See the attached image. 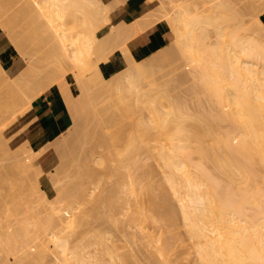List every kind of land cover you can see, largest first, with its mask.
<instances>
[{
  "label": "rangeland",
  "instance_id": "1",
  "mask_svg": "<svg viewBox=\"0 0 264 264\" xmlns=\"http://www.w3.org/2000/svg\"><path fill=\"white\" fill-rule=\"evenodd\" d=\"M26 1L28 3H25ZM149 1H152L153 4L151 10L143 14L141 17L129 22L128 24L126 23L111 24L110 20L109 22L107 21L108 22L107 23L104 19V16H101L100 18L101 20L99 19L97 21V23L101 24V28H99L96 32L98 39L95 40L94 43L92 44L94 48L101 47V59L97 62L94 63L92 62L91 68H89L90 69L89 70L87 69L88 66L85 67L83 65L77 67L72 63L71 60L64 57V55L62 54L63 52L60 49L61 46L58 45L60 43L54 37L48 19H46V16L41 15L36 9H34L33 3L30 2V0H21V1L0 0V4H1L0 33L1 35L5 36L3 43H6L2 46L3 49H5L4 52H1L0 49V220L2 219L1 222L3 223L4 219H6L4 218L6 215L8 219H6L7 221H5L4 224L8 223L9 225H11L12 228L8 224L6 226L10 227L11 230L16 229V232L18 230L17 229L18 225L19 226L22 225V227L25 226L26 230L28 229V232L31 231L32 227L38 228V226H42L41 224H43L44 226L46 225L45 226L46 230H44L46 236L44 237L47 238V243L42 248L43 250H40V256L39 257L30 256V258L28 257V260L25 259V261L23 262L16 261V258H18L16 257L17 256L16 251H19L18 248H20V246L15 247V249H18L16 251L13 248H11L16 252L13 255H11V253L9 255V253L5 251L7 249V251L10 252L9 248L11 246L8 248L5 247L6 249L2 248L4 251L0 250V264H28V263L29 264H63L61 255L59 253L60 247L58 245L61 241L64 240L67 242L69 246V251H71L70 260L72 264H83V263L85 264V262H87L86 259H89V264H100V263L122 264V262L123 263L125 262L126 264V261L123 260L126 257H127L126 258L127 264H160L158 259L161 260L162 256L161 257L158 256L159 258H157L156 256L158 254L157 252L154 251L153 247H152L153 250L149 248V250H151L150 252L146 246L147 243L145 242V240L147 239L145 237H142L143 234H140V232L138 233V230L136 228L130 227L132 225L128 226L129 223L127 222H129V218L131 214L130 212H132V210L135 209V207L133 206L135 202H136L135 205L139 203V206L142 205L144 206L143 208L145 209L144 210L145 212L143 211V213L146 214L145 219L146 218L148 219L146 221L147 222L146 226H148L147 228L149 229L148 231L153 234L152 236L157 237L156 239L158 240L160 239L158 238V236L162 234L161 237L163 238L161 240L166 241L167 245L170 248L173 247L174 251L171 249L169 254H171V251L172 253L173 252L174 253L171 255L168 254L171 258L172 261L171 263L200 264L199 260H198L199 263H197L198 257L196 256L195 253L196 250L193 251L194 247L192 245L193 243H191L192 239H189L190 237H188L187 235L188 232L186 231V225L184 223L185 219L183 213H181L182 212L181 205L179 204L180 202L178 200L179 196L173 193L174 192L172 190L173 186L171 188L170 187L171 184L169 185L167 181L166 182L164 181L167 179V178L165 179L164 176L168 172V170L166 169H169V167L168 168L163 167L162 163L164 162L163 160L160 161L161 157H159L160 160H158V156H155V154H153L163 151L164 149L163 147H162L163 149L160 150L161 144L162 145L165 144L166 146L170 144L168 148L171 152V148H173V144L169 139L168 135L165 136L163 135L164 136L163 137L162 135H159V133L157 134V136L156 134L150 133L153 134V136L151 135L153 141L149 140V136H147L143 140L139 139L135 141L133 147L136 146L137 148L136 147L135 148L137 149V151H135V149H132L131 148L132 146H129L130 150L127 149L128 148L127 144L129 142L130 134L132 133L131 134L132 136L133 134H135L132 120H135L136 118L140 119L138 118V116L140 117L142 116L145 120L147 119L152 120L154 116L152 112L153 108L147 107L144 103H142L143 102L142 100L137 101L133 95H130L125 99H121L118 96V94L117 96L111 95V92L114 88V83L117 79H119L118 81L122 82L123 84L127 83L126 82L127 72H120L124 68L123 67L122 69H119L116 72L108 74L103 70V61L107 60L110 54H112L115 49H118L119 52L125 50L124 48L129 49V47L126 44V41L129 39L131 35L136 34L142 29L159 21L168 22L170 27V15L173 9H175L174 7H176L177 4H178L177 7L179 8L188 5L192 11L191 15H196L198 14L199 10L196 12L197 8L195 4L200 5L201 7L199 6L200 7L199 9L202 8L201 10H203L202 7L203 5L205 7L204 8L205 11H208L206 9L211 10V8H213L212 5L213 2L215 3V1L218 0L215 1L204 0V2L205 1L210 2V3L205 2L204 4L202 3L203 0H149ZM221 1H225L228 3L230 1L231 4H233L234 6L231 5L230 3L229 4L225 3V5L228 4L226 6L227 7L229 6L228 7L229 9L230 8L232 9L233 6L235 10H238L236 12L238 13L240 12L241 14V16L240 14L239 15L237 14L238 15L237 18L239 19V17H241L240 20L242 22V23L240 22L241 27L240 28L238 27V32L236 30L237 28L233 26L237 22L230 25V27L225 28V32H229L231 28H235L236 31H234L235 32L234 34H236L237 32L238 36H240L241 34L243 36L245 34L246 35L248 34L249 35L248 39L249 38L251 39L252 36L254 37L255 35H258L262 37L261 39L263 40L264 32L261 31L262 29L259 27V25L264 26V2H263L264 0H229V1L221 0ZM21 4L23 5L24 8L25 7L26 8L25 9L22 8ZM208 5H212V6L208 8L207 7ZM106 6L108 5L106 4ZM194 6L196 10H194ZM27 8H29L30 11L28 10L27 12L22 11V10H26ZM205 11L203 13L199 11L198 15L201 14L204 15ZM211 12L212 15H214L215 9L214 12L213 9ZM211 12L209 13L206 12V13L211 15ZM19 15L21 17H19ZM68 18L69 19H66L65 27L68 33V37L70 38L74 35H78L81 32L82 25L80 24V20L82 17H80V15L77 14L76 17L70 16ZM237 18L235 20H231L230 22L232 23V21H236ZM4 22H6L5 23L6 25L4 24ZM207 27H206L207 31H205V33H207V38H205L207 42L209 41V43L210 42L213 43L214 41L219 40V42L221 41L223 43V41L228 38L227 35H223L218 39L215 35L216 32L213 29L214 27H211L209 25H207ZM174 38H175V34H174ZM244 38L240 39L239 37L240 40H244ZM65 42L69 44L68 40L66 39ZM167 45L171 49V54L169 56H167V54L163 53L160 50L150 55L149 58H146L148 64L151 65L158 64L157 66L160 67L159 68L157 67L158 69L156 68V71L152 73L151 76L147 77V79L145 78V80L141 82L142 84H141L140 92H146V90L149 89L153 92V90L155 89L153 93L154 95L157 93L156 96H158L161 87L167 85V87H165L166 89H168L166 92L171 93L170 94L171 96L172 95L174 96L176 94L175 96H177L180 99V101L183 102V103L179 102L180 106L182 107L181 104H184L186 106V110H185L186 112L189 111V113H192L193 115L194 114L197 116L201 115L202 117L203 115H205L204 117L207 118L209 116L210 118H212L211 116L219 114L222 111L221 107L223 106L220 107L221 111L218 112V105L216 104L217 105L216 107L215 104H213L207 98L208 96L206 91H204L206 93L205 95L202 91L201 92L199 91L202 89L199 90L195 89V86L196 85L198 86V84L200 83H198L197 80V76H196L197 71L194 64L188 61V59L178 49L177 45L173 41H171ZM54 46L56 47L54 48ZM57 49L58 51H55ZM3 54L8 55V58L9 57L13 58L17 56L15 58L16 59L15 62L17 64L15 68L16 69L15 72L9 71L6 64L3 63L2 61ZM90 71L91 73L93 72L96 73L93 75L98 74L97 78H99L103 83V84L101 83L103 89H101L100 87L101 94L98 95L96 90L90 89V93L94 94V98L88 100L83 96H81V93L83 91L81 86L83 84V81H85L83 79H86L85 78L86 76L87 78L88 76H90L88 75L90 74ZM92 78H96V77H92ZM99 79L95 85H99L98 84L100 82ZM148 79L149 81L147 82L149 85H151L150 83L154 84L151 87H149L147 82L145 83V81ZM48 88H52L54 91L58 92L62 96L67 108L69 109L72 115L73 124L65 134L54 135L50 133L49 138L48 140L45 141V143L36 144V145L29 144L28 142L23 141L24 127L23 125L22 126L20 125L19 117L23 115L31 107V101L33 100V98L38 96ZM165 88H163V90H165ZM152 92H150L151 95L153 97H156L152 94ZM167 104L168 103L166 98L163 100V98L157 97L156 105L158 106V108H161L162 110L168 109L167 107H169V105ZM225 109L227 108L224 107L223 110L225 111ZM114 112H117V142L113 145L108 144V145L99 146L100 145V143L98 142L99 135L106 134L110 130V128L106 129L103 126L104 121ZM133 114L135 115L133 116ZM187 116L190 117L191 115L189 114ZM193 118L195 117H191L192 120H195ZM185 119H188V117ZM191 119H188L190 126L188 121H184L187 122L185 123V125L188 124L186 126L189 127V129L190 127L191 129H193L192 127L194 126L191 125L194 124L190 122L192 121ZM220 120L221 119H219V121ZM212 121H208V122L211 123ZM214 121L217 122L215 118ZM227 122L229 123L227 124ZM227 122H221V123L217 122V124L219 123L218 126H220L221 124L220 128L222 130H225L231 125L229 120ZM202 123L204 124V121ZM212 123L213 125L216 124V123L214 124V122ZM130 125L133 126L132 129H130V127H132ZM153 127H151L150 124L148 125L149 132L155 130L154 133H157L156 132L157 128L155 129V126ZM124 131L126 134H124ZM161 132H160L161 134H164L162 130ZM167 138L169 143H166L168 142L166 141ZM122 139L124 143L122 142ZM149 141L150 144H152L154 148L156 147L157 150L151 149L150 144L149 146H147ZM157 141L159 143H157ZM154 142H156L157 144ZM142 146H145V148ZM157 146L160 148L159 149L160 151H158ZM49 147L51 148V150L48 153V161L43 165H41L39 157ZM107 147L110 148L106 149ZM138 147H140L141 149ZM116 149H117V157L115 155L114 158L112 157V155L115 154ZM120 150H122L123 153L125 151L124 155H126L127 153V155L131 154V156L133 154L132 157L136 156L134 159H131L128 156L127 157L121 156L123 157V160L124 158H129L127 159L129 161L128 164L125 163L126 160H124L123 162L126 165V166L123 165L124 172H126L125 174H123L125 177V179L123 180L126 181L125 183H123L124 181L121 180V178H123V175H121L122 177L120 176V178H118L119 176H116L117 174L116 175L114 174L115 165L120 163V162L118 163L117 160L115 162L116 158L120 159V157H118L120 154ZM111 151L113 152V154L111 153ZM153 151H157V152H153ZM150 152L152 153V155L150 154ZM123 153H121V155ZM101 154H105V158L106 156L107 158L104 159L103 156H100ZM196 154H193V156ZM156 155H158V153ZM98 157L100 158L102 157V159L105 161L106 164H108V166L105 164H101L102 160L100 158H99L100 159L99 160L100 163H99L97 161ZM152 157H154V159ZM195 157L194 160H197L195 159ZM96 161L100 165L94 163ZM201 161L202 160L200 158L199 161L197 162H201ZM211 162L209 163L206 162V166L204 165L205 164L204 161H203L204 164L203 163L202 164L203 166L212 170L214 165H212L213 163ZM122 164L121 165L119 164L118 166H122ZM101 165L102 167L107 166L106 167L107 170L105 169V167L104 169L100 167ZM101 168L103 170H106L107 173H104V171H102ZM122 168L121 170L123 171ZM82 169L83 170L94 169L96 173L94 171L93 173L98 178L95 176L96 178L95 179L93 177L94 175L92 174L91 177L93 179H91V177H89L91 173L88 172V170L87 172L90 174H87L83 177ZM118 169L117 171H119ZM214 170L216 171V169L214 168L212 172H214ZM163 172H165V174ZM170 172H172V170H170ZM217 172H215L217 174L216 176L217 177L220 176L221 178L220 174L222 173H217ZM102 173L110 174V175L104 176ZM80 174H82V178L80 177ZM99 174H101L102 176H100ZM175 175L172 174V176ZM259 175L260 174H258L257 177L254 176L255 178L253 177V180L251 178L252 181L249 184L252 183V187L256 184L255 186L260 188V190H264V178H263L264 176L262 175L259 176ZM166 177L169 178L167 174ZM222 178L225 179V176H222ZM129 179L132 184L134 182V185L132 186L134 188L132 189L134 190V192L132 190H131L132 192H130L129 190L130 187H127L129 186L127 184H130ZM179 179L177 178L176 180L179 181ZM117 184L122 186L123 191L119 188V186L118 188L120 189L121 192H123V194H125V197L127 198L126 205L124 206V209L122 207L121 210L117 206L120 205V203L117 202V205L116 203H114L115 202L114 200L118 201L117 196L119 194H122L120 191H118L119 189L115 187V185L117 186ZM74 185H76V190H78L79 188H82L83 191L86 190L85 194H81L80 195L81 198L78 197L74 201L72 206H66L65 203L68 200L65 198V195L67 196L68 191L75 189ZM113 188L117 190L115 194L113 192ZM124 189L125 190L127 189L128 192L125 191L126 193H124ZM74 191L73 192L70 191V193L72 192L73 194L75 193ZM70 193H68L67 196L68 198L70 196L69 195ZM82 195L84 196L82 197ZM150 195L152 196V198L154 196H157L154 198L155 200L154 204L153 203L151 204L150 202L151 201V199L149 198ZM62 197H64V199H62ZM59 198L61 199L59 200ZM161 200L163 201V203L161 202ZM263 200L264 197L261 199L262 203H264ZM124 203L125 200L122 204ZM156 203L159 204L157 205ZM161 205L165 207L160 208L162 207ZM116 206L118 207L116 208V210L120 211V212L118 211L119 213L116 212V210H113L114 209L113 207ZM132 206L134 207L133 209H131ZM153 206H158L159 209L158 207L154 208ZM250 206L246 205V209L247 207ZM152 207L156 210L150 211L153 210L151 209ZM146 208L148 211L146 210ZM249 210H251V207ZM249 210L247 212H250ZM149 211L150 213L154 212V215L152 213L150 214L151 216L150 215L147 216V214H149ZM158 211L161 212L158 213ZM6 213H11V214H6ZM127 213H130L129 217L127 216ZM156 213H158L159 215H156ZM114 215L116 216V219L114 218L115 217ZM21 217H23V219ZM153 217L155 219L152 221ZM117 218H119L118 220H120V225L119 223L116 222ZM30 223H31V227L30 225H28ZM4 227L1 228L3 231L6 230L7 228ZM170 227H174L175 229L171 228L170 230ZM36 228L35 229L32 228L33 233L31 232L29 234L34 235L35 234L34 231L36 230ZM20 229L22 228L20 227ZM133 229H136L138 234L134 232L132 233ZM41 233L42 232L40 231L39 234ZM172 233L176 236H174ZM36 234L39 237V234L37 232ZM37 235H35V237ZM177 235L179 236V238ZM101 237L103 238L101 239ZM155 237H153L154 238L153 241H157L155 240ZM40 238H42V236ZM112 238H114L113 243L115 242V244H117L118 246L117 247L115 245L117 247V249L115 250H113L112 247L113 245V243L111 242ZM143 238L145 239L143 240ZM175 238H177L176 241H174ZM115 239L116 241H114ZM21 242H19V244H21ZM123 244H125L126 247ZM21 245L22 248H20L21 249L20 251L23 253L24 247L23 244ZM37 248L38 247L34 245L29 249V253L31 254L34 253L35 251H37ZM118 250L120 253H118ZM114 251H116L115 252L116 254L114 253ZM78 252L79 254L83 253L85 259L82 260L78 259L76 257L78 256ZM154 252L157 255L155 254L153 255ZM117 254L119 255L117 256ZM120 254L121 256H123L120 257L122 258L121 263H120L121 259L119 258ZM126 254L128 256H126ZM20 255L21 253H18L19 257ZM111 255H113V257H111ZM153 256H155L156 258Z\"/></svg>",
  "mask_w": 264,
  "mask_h": 264
},
{
  "label": "bare ground",
  "instance_id": "2",
  "mask_svg": "<svg viewBox=\"0 0 264 264\" xmlns=\"http://www.w3.org/2000/svg\"><path fill=\"white\" fill-rule=\"evenodd\" d=\"M17 1H21V0H17ZM30 2L33 3L34 9H36L41 15L46 16V19H48L54 37L60 43L58 45L61 46L60 49L63 52L62 54L64 55V57L71 60L72 63L77 67L83 65L85 67L88 66L87 69L91 68L92 62L94 63L101 59V47L94 48L92 44L94 43L95 40L98 39L96 32L99 28H101V24L97 23V21L101 18V16H104L106 22L107 21L109 22L110 20L109 17L110 12L105 2H103L102 0H30ZM205 2L210 3L207 1ZM205 2L203 0L202 3L204 4ZM25 3L28 2L26 1ZM119 3H121V1H119ZM225 3L228 2L221 0L215 1V3L214 2L213 4L211 3L213 5V8H211V10L206 9L208 11H205L204 9L205 7L203 5H202L203 10H201L202 8L199 9L201 6L195 4L197 10L195 9V6H194V10H196V12L199 10L202 13L204 11L205 13L206 12L209 13L212 11V9L214 12L215 9L214 15H212L211 12V15L208 13H206L205 15L204 13V15L201 14L202 15L201 16L198 15L199 11L198 14L194 12L196 15H191L192 14L191 9L189 8L188 5L183 6L184 4L181 5L183 6L181 8L177 7L178 6L177 4L176 7H174L175 9H173L170 15V28L173 30L175 34V38L172 41L177 45L178 49L184 54V56L188 59V61L192 62L196 68L197 71L196 76L198 83L200 84H198V86L196 85L195 89L197 90L202 89L199 91L200 92L202 91L205 95L207 93L208 96L207 98L213 104H215L216 107L218 105V112L222 110L219 114L211 116L212 118H210L209 116L208 119L207 117H204L205 115H203L202 117L201 115L198 116L195 114L193 115L192 113H189V111L186 112L185 111L186 106L184 104H181L182 107L184 108L180 106L179 102L181 103L182 101H180V99L177 96H175L176 94L174 96L173 95L171 96L170 95L171 93L166 92L168 90L165 88L167 87V85L161 87V90H159L158 89L159 87L157 86L158 87L157 89L159 90L158 96H156L157 93L155 95L153 93L155 89L153 90V92L150 89L146 90V92H140V88L142 84L141 82L145 80V78L147 79V77L151 76V74L156 71V68L157 67L159 68L160 66H157L158 64H153V65L148 64L146 58L141 60L134 58V56L132 55L131 51L128 48H124L126 52L125 50H122L120 52L124 56V61H123L124 68L120 72H127L126 75L127 83L123 84L122 82L118 81L119 79H117L114 83V88L111 92V95L117 96L118 94V96L121 99H125L128 96L133 95L137 101L142 100L143 101L142 103H144L147 107L153 108L152 112L154 116L152 120L151 119L145 120L142 116L141 117L138 116V118L140 119L136 118L135 120H132L135 134H133L132 136L131 133L130 138L128 137L129 138V142L127 144L128 150H130L129 146H132L131 148L137 151L136 149L137 147L136 146H135L136 148L133 147V144L135 143V141L139 139L143 140L147 136H149V140L153 141L151 137V135L153 136V134H156V136L158 133L159 135L162 136L168 135L169 139L171 140L173 144V148H171V152L168 148L170 144L169 145L167 144L168 146H166L165 144L163 145L161 144L160 147L161 149L158 147L160 145H158L157 148L158 151L164 148L163 151L160 152L153 151V152H157L158 155H156L157 153H153V154H155V156H158V160H160L159 157H161L160 161L163 160L164 162V163L161 162L163 167L165 168L169 167V169L172 170V172H170L169 169H166L168 170L166 174L167 176H169V178L166 177L165 172H163L165 174V176L163 175L164 178L165 179L167 178L164 181L165 182L167 181L169 185L171 184L170 187L172 188L173 186L172 188V190L174 191L173 193L179 196L178 200L180 202L179 204L181 205V211H182L181 213H183L185 219L184 223L186 225V231L188 232L187 235L188 237H190L189 239H192L191 243H193L192 244L194 247L193 251L194 250L197 251V252L195 251L196 256L198 257L197 263L200 262V264H264V203L261 202V199L264 197V190H260V188L255 186L256 184L253 187H252V183L249 184L253 180L254 176L257 177L258 174H260L259 176L261 175L264 176V41H263L264 38L262 40L261 39L262 37L255 35L254 37L252 36L251 39L250 38L248 39L249 37L248 34H247L248 36L246 34L244 36L242 34L238 36L237 33L238 27L240 28L241 27L240 24L242 23L240 20L241 17H239V19L237 18L240 12L239 13L236 12L238 10H235V8L233 7L234 5L231 4L230 1L229 3L233 5L232 9L231 8L229 9L228 8L229 6L228 7L226 6L229 3L226 5ZM212 5H208L207 7L210 8V6ZM22 8H24L23 5ZM27 10L30 11L29 8L22 11L27 12ZM77 14L80 15V17H82L80 20L82 29L78 35H74L69 38L65 27L66 19H69L68 17L70 16L76 17ZM19 17L21 16L19 15ZM236 18H237L236 21H232V23L230 22L231 20H235ZM5 23L6 22H4V24ZM232 24H234L233 26L237 28L236 34H234L235 33L234 31H236L235 28H231L230 30L231 32L230 31L225 32V28L230 27V25ZM207 25L214 27L213 29L216 32V34L215 33L214 34L218 39L223 35H227L228 38L225 39L223 43L221 41L219 42V40L214 41L213 43L211 42L209 43V41L207 42L205 39L207 38V33H205V31H207L208 29ZM259 27L262 29L261 31L264 32V26L259 25ZM239 37L240 39L244 37L247 38H244V40H240ZM65 39L68 40L69 44L65 42ZM55 47L56 46H54V48ZM55 51H58V49ZM161 51L167 54V56L171 54V49L168 45ZM149 57L150 56H148L147 58ZM93 74L96 73L94 72L91 73L90 71V74H88L90 76H88V78L86 76L85 77L86 79H83L85 81H83V84L81 86L83 90V91L81 90L83 95L80 92L81 96H83L88 100L94 98V94L90 93V89L96 90L97 95L101 94L100 90L103 89L102 88L103 83L99 78H97L98 74L97 75H93ZM91 76L96 77L97 80L96 78H92ZM98 79L100 80V82L98 83L99 85H95L96 82H98ZM147 81H149V79L146 80L145 83ZM150 84L151 85L148 84L149 87L154 85L152 83ZM163 88H165V90H163ZM204 91H206V93ZM150 92H152V94L156 97H153ZM157 97L159 98L161 97L163 98V100L166 98L168 103L167 105H169V107H167L168 109L162 110L161 108H158V106L156 105ZM224 107L227 108L225 109V111L223 110ZM189 114L191 115L190 117L187 116ZM134 115L135 114H133V116ZM186 116L188 117V119H191V117H195L193 118L195 120L191 119L192 121H190L191 123H194L191 124L192 126L194 125L192 127L193 129H191V127L189 129V127L186 126L188 124L185 125V123L187 122L184 121H188V119H185L187 118ZM214 118L219 123L227 122L229 120L231 125L229 124L230 127L226 128L225 130H222L220 128L221 124L220 126H218L219 123L217 124V122L214 121ZM219 119L221 120L219 121ZM195 121L197 122L199 121V122L197 123ZM201 121L202 122L204 121V124ZM208 121H212L214 122V124L215 123L216 124L213 125L212 122L211 124ZM228 123L229 122H227V124ZM149 124L151 125V127L155 126V129L157 128L159 131L156 129L157 133H154L155 130L149 132L148 129ZM103 126L106 129L110 128V130L106 134L99 135L98 138V142L100 143L99 146L115 144L117 142V112L112 113V115L109 116L104 121ZM132 128L133 126L130 127V129ZM161 130L163 131L164 134H161L162 133ZM124 134H126L125 131ZM166 141H168V138ZM122 142L124 143L123 139ZM157 143L159 142L157 141ZM166 143H169V141ZM149 144L150 141L147 146H149ZM150 145H151V149L157 150L156 147L154 148L152 146V144ZM164 145L166 146V148ZM142 147L145 148V146ZM109 148L107 147L106 149ZM167 150L169 151V153ZM151 152L150 154L152 155ZM111 153L113 154L112 151ZM121 153H123L122 150H120V154L118 156L120 157V159L117 158L115 159V162L117 160L118 163L120 162L119 163L120 165L124 162V160H126L125 163L128 164L129 161L127 159L129 158L134 159L136 157V156L132 157L133 154L132 156L131 154H129L130 156L127 155V153L126 155H124L125 151L122 155ZM193 154L196 155L193 156ZM115 155L117 157V149L115 151V154L112 155V157H114ZM100 156H103L104 159L107 158V156L105 158V154H101ZM121 156L123 157L128 156L129 158H124L123 160V157ZM194 157L197 160H194ZM99 158L100 157H98L97 160L99 163H100L99 160L101 159L102 160L101 164H105L108 166V164L105 163L102 157L100 159ZM152 158L154 159V157ZM200 158L202 161L197 162L199 161ZM97 161L94 163L99 164ZM203 161L205 164L203 163ZM205 161L208 163L212 161L211 163H213L212 165H214L213 169L215 168L216 171L214 170V172H212L213 169L210 170L209 168L205 167L206 166ZM125 163H123L122 166L123 165L126 166ZM202 163L205 166H203ZM119 164L115 165V173H114L115 175L117 174L116 176H119L118 178H120L121 175L126 173L124 172V166L122 168V166H118ZM107 166H104L106 170H107L106 168ZM100 167H102V165ZM104 167L102 168L104 169ZM120 167L123 169V171L121 170ZM103 169L102 171H104V173H107V171ZM117 169L119 171H117ZM87 170L88 172L91 173L89 177H91L92 174L94 175L93 173L94 169H87ZM87 170L85 169L83 170V177L87 174H90L87 172ZM121 171L124 173H122ZM94 172L96 173V171ZM215 172L222 173L220 174L221 178L220 176L217 177L216 176L217 174ZM172 174L173 175L176 174V175L172 176ZM99 175L102 176L101 174ZM103 175L108 176L110 174H103ZM95 176L96 175H94L93 177L95 178ZM222 176H225V179H223L224 177L222 178ZM80 177L82 178V174H80ZM175 177L176 179L180 178L179 181L176 180ZM91 179L93 178L91 177ZM123 179H125L124 175L123 178H121V180ZM125 182L126 181H124L123 183ZM129 182L130 184L127 183L126 184L129 185L127 187H130V189L129 188L127 189H129L130 192L132 191L134 192V190H132L134 189L132 187L134 185V182L132 184L130 179ZM119 184H117V186L115 185V187L118 188L119 186V188L123 191L122 186H120ZM74 186L75 189L70 191L73 192L75 190L74 191L75 193L72 194V192L70 193V191H68V193H70L69 198L67 197L68 193L67 196L65 195V198L68 200L65 203L66 206H72V204L78 197L81 198L80 197L81 194H85L86 190L83 191L82 188L79 189L77 188L78 190H76V185ZM120 189L118 191H120ZM127 189L126 190L124 189V193H126L125 191H127ZM114 190L116 189L113 188V192L115 194L117 190L116 191ZM121 193L123 194V192ZM122 194L118 195L119 198L117 196L118 201L117 200H114L115 202L112 201L116 203V205L117 202L120 203V205H123V206L117 205L120 210L122 209V207L124 209V206L126 205L127 202V198L125 197V194L123 195ZM120 195H122L123 197ZM151 195L149 197L151 199L150 202L151 204L152 203L154 204L155 203L154 198L157 196H154L152 198L153 195L152 196ZM83 196L84 195H82V197ZM60 199L61 198H59V200ZM62 199H64V197H62ZM124 200L125 203L122 204ZM161 202L163 203L162 200ZM135 204H133L135 209L132 210V212H130L131 214L127 213L128 217L130 214L129 222H127L129 223L128 226L132 225L130 227L136 228L138 230V233L140 232V234H143V236L142 235L141 236L147 239L145 240L147 245L146 243L145 245L147 246L148 250L149 248H151V250L154 249V251L157 252L158 254L157 255L154 252L153 255L154 254L157 255L156 256L157 258H159L158 256L160 257L162 256L161 260L158 259L160 264H173L171 263L172 261L169 256L174 253V252L172 253L171 251V254H169L171 249L174 251L173 247L170 248L167 245L166 241L163 240L164 241L163 242L161 240L163 238L161 237L162 234L158 236V238H160L158 240L156 239L157 237L152 236L153 234L148 231L149 230L147 229L148 226H146L147 223L146 221L148 219L147 218L145 219L146 214L143 213V211L145 210L143 208L144 206L143 205L139 206V203L137 205ZM246 205L247 206L251 205L250 206L251 210H249L250 207H247V209L249 208L248 210L250 212H247L248 210L246 209ZM117 206L113 207L114 208L113 210H116V208H118ZM133 206L131 209L134 208ZM137 206H139L141 210ZM153 207L155 208L158 206H153ZM153 207L151 208L153 210H150L149 208L148 209L150 211H155L156 209H154ZM163 207L165 206H162L160 208ZM118 211L116 210V212ZM150 211L149 214H147V216L152 213L154 215V212L150 213ZM160 212L158 211V213ZM158 213H156V215H159ZM6 214H11V213H6ZM4 218L8 219L6 215ZM21 218L23 219V217ZM114 218L116 219V216ZM6 219H4V222L7 221ZM118 219L119 218H117L116 222L119 223L120 225V220ZM154 219L155 218L153 217L152 221ZM1 221L2 219L0 220V222ZM4 222L0 223V229L4 226L7 228L4 231L2 229L0 230L3 231L0 232V248H1L0 250H3L5 247L8 248L11 246L9 248L10 252H8L6 248L5 251L9 253V255L10 253L11 255H13L14 253L17 252L16 257L19 258V259L16 258L17 262L19 261L23 262L25 261V259L28 260V257L30 258V256L31 257L40 256V250H43L42 248L47 243V238L44 237L46 236L45 235L46 233H44L45 232L44 230H46L45 227L46 225L44 226L43 224H41L42 226H38V228L35 227L36 228V230L34 231L35 234L32 235L29 233L31 232L33 233L32 230L35 229L34 227H32L33 229L31 228V231L28 232V229L26 230L25 226H23L24 227L23 228L22 225L20 226L18 225L19 227L17 226L18 229L17 230L18 233H17L16 229L11 230L12 226L9 225L8 223L7 224L11 226V228L6 226L7 224L6 223L4 224ZM28 225H30L31 227V223ZM20 227L22 229H20ZM171 228L175 229L174 227H170V230ZM136 229H133L132 233L134 232L138 234ZM40 231L44 234L42 233L39 234ZM36 232L39 234V237L36 234ZM35 235L37 236L35 237ZM40 235L42 236V238H40L41 237ZM37 237L40 239H38ZM153 237H155V240L157 241H153L154 239ZM102 238L103 237H101V239ZM145 238H143V240ZM113 239L114 238L111 239L112 243H113ZM176 239L177 238H175L174 241H176ZM114 241H116V239ZM19 242L23 244L24 247L23 253L20 251L22 245L19 244ZM34 245H36L38 248L37 251L31 254L29 253V249ZM115 245L117 246V244H115L114 242L112 245L113 250L117 249L118 247V246L116 247ZM123 245L125 246V244ZM16 246H20V248H18L19 251H16L18 250L15 249ZM58 246L60 247L59 253L63 261L62 263L72 264L70 260L71 251H69V246L67 242L65 240L61 241ZM11 248H13L16 252ZM151 250L149 251L151 252ZM116 251H114V253ZM18 253H21L20 257L18 256ZM118 253H120L119 250ZM118 255L119 254H117V256ZM126 256L128 255L126 254ZM76 257L80 260L85 259L84 254L83 253L79 254V252H78V256ZM111 257H113V255H111ZM120 257L123 256H121L120 254L119 258ZM126 258L123 260L126 261L127 264ZM120 259H121L120 260L121 263L122 258ZM86 260L87 262H85V264L86 263L89 264V259ZM122 264H125V262L124 263L122 262Z\"/></svg>",
  "mask_w": 264,
  "mask_h": 264
},
{
  "label": "crops",
  "instance_id": "3",
  "mask_svg": "<svg viewBox=\"0 0 264 264\" xmlns=\"http://www.w3.org/2000/svg\"><path fill=\"white\" fill-rule=\"evenodd\" d=\"M102 1L109 6L111 24H128L151 10L153 6L152 1L149 0ZM4 39L5 36L0 33L1 52L5 50L2 47L6 44L3 43ZM173 39L174 32L169 27L168 22L159 21L131 35L126 41V44L134 58L141 60L163 50ZM16 57L8 58V55H2L3 63L6 64L8 70L11 72H15L16 70ZM123 61V55L118 49H115L109 58L103 61V70L108 74L116 72L123 68ZM19 122L24 127L23 141L34 145L45 143L50 133L54 135L65 134L73 124L72 115L62 96L52 88L46 89L33 98L31 107L19 117ZM50 150L51 148L49 147L40 155L39 160L41 165L48 161V153Z\"/></svg>",
  "mask_w": 264,
  "mask_h": 264
}]
</instances>
